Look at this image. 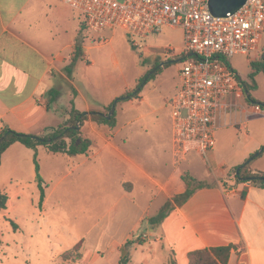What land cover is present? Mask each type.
I'll use <instances>...</instances> for the list:
<instances>
[{
    "label": "crops",
    "instance_id": "crops-1",
    "mask_svg": "<svg viewBox=\"0 0 264 264\" xmlns=\"http://www.w3.org/2000/svg\"><path fill=\"white\" fill-rule=\"evenodd\" d=\"M76 12L79 11L60 0H0V130L7 126L37 134L38 130L52 126L56 121L58 102L63 96L66 95L69 102L72 100L79 111H101L109 100L127 88L101 85L98 79L100 62L91 57L90 50L102 45H85L84 20L80 21ZM110 35L113 40L115 32ZM80 37L83 52L76 62L78 69H87V78L82 81L83 75L79 84H75L66 67L72 61L75 41ZM107 57L108 54L103 53V61ZM53 87L60 91V96L56 97L57 102L53 106L48 107V91ZM243 96L241 90V98ZM78 99L81 106H78ZM227 104L228 107L217 115L215 146L207 159L193 152L190 160L176 163L172 150L170 156L161 145L160 157L154 160L140 148L144 135L131 134L124 141L116 134L107 138L102 130L105 125L92 120L85 121L81 126L84 137L89 138L85 128L101 137L116 164L124 168L118 183L126 196L135 199L136 195L144 194L151 184L157 188L148 208L141 211L134 225V229L141 232L146 228L147 234L154 236L151 239L153 244L131 239L135 242L129 246L126 264H167L164 261L169 252H173L175 264H189L190 251L217 246H230L227 264H264V188L250 182H238L234 171V167L264 146V109L255 111L254 104L231 97L227 99ZM239 137L243 142L241 147L227 151L228 143ZM19 144L13 143L2 153L0 170L4 155L10 149L19 148ZM39 147L43 146H38L37 150ZM79 155L84 154L71 157ZM84 156L86 161L92 159V155L90 159ZM191 160L196 161L197 166L190 163ZM249 168L264 171V151L250 160ZM69 172L57 182L69 176ZM183 173L205 185L195 189L186 201L172 202L171 209L159 224L149 223L148 219L157 215L168 200L185 191L186 184L181 178ZM9 179L2 184L3 188L0 186L8 195L3 215L18 209V205L11 202V197L19 199L22 195L20 190L9 192ZM3 181L0 180L1 183ZM32 181L36 184L34 177ZM43 181L45 203L47 185ZM123 183H127L126 189ZM13 218L21 229L34 227L37 233L39 225L33 210H29L26 216L19 214ZM133 233L134 230H131L122 243L129 240ZM159 255L163 261L159 260Z\"/></svg>",
    "mask_w": 264,
    "mask_h": 264
},
{
    "label": "rangeland",
    "instance_id": "rangeland-1",
    "mask_svg": "<svg viewBox=\"0 0 264 264\" xmlns=\"http://www.w3.org/2000/svg\"><path fill=\"white\" fill-rule=\"evenodd\" d=\"M76 15L80 21L84 20L81 12H76ZM83 32L86 46L91 43L102 45L90 50L91 57L100 62L98 79L101 85L120 89L127 87L106 103L114 106L116 122L114 127L105 125L102 128L105 136L109 138L116 134V137L126 141L127 136L138 133L144 135L140 148L149 158L156 160L160 157L161 145L171 156L170 100L180 86V64L176 59L182 55L183 30L179 27H164L160 32L140 37L117 29L113 40L111 32H104L103 35L110 38L103 43H97V35L87 27H84ZM131 40L136 41L138 46L134 47ZM263 52L264 32L256 52L228 58L242 83H251L248 76L251 72L250 62L259 59ZM103 53L108 54L104 61ZM167 60L170 62L166 67H161V72L142 83L138 98H122L127 97L125 93L133 95L138 92V79L157 64L163 66L168 63ZM74 64L70 72L68 69L66 72L75 84H79L83 75L82 81L87 78V69H78L77 62ZM254 79L256 88L251 89V96L257 102L264 103V73H257ZM242 83L240 87H243ZM230 97L252 105L245 96L241 98V92L230 94L226 99ZM54 102H57V98L49 107ZM77 103L81 106L79 99ZM57 108L58 115H55L53 127L68 123L66 119L71 104L66 95L58 102ZM101 111L108 113L105 107ZM43 131L40 129L37 134ZM84 132L91 140V147L86 154L88 159L92 155L91 160L86 161L84 155L73 158L62 153L52 154L43 147L38 148L40 175L47 185V200L40 208L39 191L32 181L35 176L33 151L19 144V148L10 149L4 155L3 168L0 170V180L4 181L0 182V186L10 178L9 192L20 190L22 195L19 199L11 197V202L18 205L16 211H9V215L0 212V264H117L120 254H126L129 259V247L125 248L122 241L130 235L131 230L134 233L129 240L153 244L154 236L147 234L146 228L142 232L134 229V225L141 211L148 208L149 200L157 190L156 185H149V189H145L141 196L136 195L135 199L126 196L118 183L124 168L116 164L112 152L101 137L87 128ZM241 144V137L234 138L228 143L227 151L238 149ZM190 154L185 160H190ZM190 163L197 166L196 161L191 160ZM69 170L70 175L57 182ZM122 186L126 189L127 183ZM153 209L154 206L151 213ZM29 210L34 211L37 219V233L34 227L21 229L13 218L19 214L26 216ZM158 258L163 261L161 255ZM164 262L175 263L173 252H169Z\"/></svg>",
    "mask_w": 264,
    "mask_h": 264
},
{
    "label": "built area",
    "instance_id": "built-area-1",
    "mask_svg": "<svg viewBox=\"0 0 264 264\" xmlns=\"http://www.w3.org/2000/svg\"><path fill=\"white\" fill-rule=\"evenodd\" d=\"M60 1L84 15V25L97 35V43L109 40L104 32L117 29L140 37L164 27L183 30L180 86L170 100L172 156L176 163L193 152L207 159L215 146L217 115L228 107L226 97L241 92L228 58L259 49L264 0H246L226 16L212 14L208 0ZM261 109L254 104L255 111Z\"/></svg>",
    "mask_w": 264,
    "mask_h": 264
},
{
    "label": "trees",
    "instance_id": "trees-1",
    "mask_svg": "<svg viewBox=\"0 0 264 264\" xmlns=\"http://www.w3.org/2000/svg\"><path fill=\"white\" fill-rule=\"evenodd\" d=\"M81 42V37L77 38L75 41L74 55L72 57L70 65L67 67L68 72H70L76 60L82 56L83 49L81 46ZM183 56L184 55H181L179 58ZM167 61L168 63H164L163 66L157 64L156 66L152 67L147 74L138 79L136 85V89L138 88V92H134L133 95L131 93H125V95H127V98H138L139 88L141 87L142 83H146L147 81L153 79L155 75L161 72V67H166L169 64L170 60ZM250 66L251 72L248 75L251 80L250 84H248L247 82L242 83L240 77L236 74L234 69L232 67L231 68L236 74V79L239 85L240 83H242L243 87L241 86V90L247 100L251 104H259L262 109H264V103L257 102L250 93L251 89L256 88V81L254 79L255 75L259 72L264 73V52L259 59L252 60L250 62ZM58 93L59 91L54 87L48 91V96H50L48 107L49 104L55 100ZM70 104L71 109L68 111V118L66 119L68 123L64 125H58L56 127H45L42 134L38 135L33 133L20 132L7 126L1 127L0 130V163L2 153L15 142H19L25 147L33 150V163L35 171L34 182L36 183L37 189L39 191V208L42 207V203L45 199V185L40 175L39 164L37 162V147L43 146L49 152L65 153L69 156H75L78 154L86 155L91 147V140L82 135L81 126L83 125V123L87 120H92L97 124L108 125L109 127L115 126L116 119L114 113L110 118H106V113H104L103 111H79L75 108L72 100L70 101ZM111 107L112 103L107 105L105 108L107 111H109ZM263 151L264 146H261L257 152L261 154ZM254 156L255 154H252L241 165L234 167V171H236L237 167L240 168L235 177L238 182H250L253 185L264 188V171H253L249 168V162ZM181 178L186 184L185 191L181 194L173 196L171 200H168L161 207L157 215L148 219L149 223L153 225L159 224L166 216L168 210L171 209L172 202L180 203L186 201L195 189L205 185L203 182L197 181L196 179L191 177L188 173H183L181 175ZM7 203L8 195L0 189V211L7 208ZM11 224L12 227L15 228V223L12 222ZM133 242L135 241L127 240L124 243V247H129ZM138 243L140 242L138 241ZM229 253L230 246H217L212 248L195 249L188 253V260L189 264H227ZM127 261L128 256L126 254L121 255L118 264H126Z\"/></svg>",
    "mask_w": 264,
    "mask_h": 264
},
{
    "label": "water",
    "instance_id": "water-1",
    "mask_svg": "<svg viewBox=\"0 0 264 264\" xmlns=\"http://www.w3.org/2000/svg\"><path fill=\"white\" fill-rule=\"evenodd\" d=\"M246 0H208V7L212 14L216 16H226L228 13L233 14L236 12L240 7L245 4ZM173 60H171L172 62ZM122 98H127L123 96ZM114 106L110 108L108 113L105 115L106 118H110L111 115L114 113ZM79 127V125H78ZM257 152L255 155H258ZM239 167L236 169V173L239 171Z\"/></svg>",
    "mask_w": 264,
    "mask_h": 264
}]
</instances>
